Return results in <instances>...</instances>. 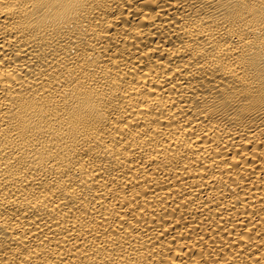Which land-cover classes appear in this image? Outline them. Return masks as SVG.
Listing matches in <instances>:
<instances>
[{
	"label": "bare ground",
	"instance_id": "obj_1",
	"mask_svg": "<svg viewBox=\"0 0 264 264\" xmlns=\"http://www.w3.org/2000/svg\"><path fill=\"white\" fill-rule=\"evenodd\" d=\"M0 264H264V0H0Z\"/></svg>",
	"mask_w": 264,
	"mask_h": 264
}]
</instances>
